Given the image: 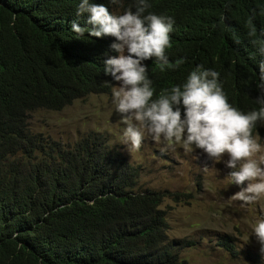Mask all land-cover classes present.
<instances>
[{
  "label": "trees",
  "instance_id": "1",
  "mask_svg": "<svg viewBox=\"0 0 264 264\" xmlns=\"http://www.w3.org/2000/svg\"><path fill=\"white\" fill-rule=\"evenodd\" d=\"M80 0H0V264H188L191 240L170 239L166 196L138 187L140 171L105 138L64 144L29 127L37 109L61 111L115 81L104 60L117 55L104 37L77 38L71 21ZM148 12L174 18L169 62L149 66L154 97L182 86L190 72L214 70L229 103L260 106L264 0H147ZM114 14L137 0H90ZM230 235L219 247L234 259ZM254 259V256L250 257Z\"/></svg>",
  "mask_w": 264,
  "mask_h": 264
},
{
  "label": "clouds",
  "instance_id": "2",
  "mask_svg": "<svg viewBox=\"0 0 264 264\" xmlns=\"http://www.w3.org/2000/svg\"><path fill=\"white\" fill-rule=\"evenodd\" d=\"M110 3L118 5L121 0ZM150 7L147 0H137L135 11L129 8L117 15L103 3L80 0L76 17L87 13L86 26L71 21L77 38L85 32L104 37L106 43L115 38L110 47L117 55L104 60V73L118 82L112 88L113 103L126 125L124 142L139 150L149 136L164 145L162 152L180 144L185 152L201 149L214 162L226 155L224 163L232 169L230 183L242 186L231 199L244 205L257 203L264 199V145L255 137L264 138V61L259 65L261 92L256 97L260 106L246 113L229 103L219 74L201 66L190 72L182 86L163 90L153 99L148 69L154 58L161 71L165 66L178 67L182 61L172 65L166 55L172 46L174 18L145 14ZM260 51L264 54V48ZM253 234L264 251V213L255 222Z\"/></svg>",
  "mask_w": 264,
  "mask_h": 264
},
{
  "label": "rangeland",
  "instance_id": "3",
  "mask_svg": "<svg viewBox=\"0 0 264 264\" xmlns=\"http://www.w3.org/2000/svg\"><path fill=\"white\" fill-rule=\"evenodd\" d=\"M29 127L66 145L97 134L138 167L140 189L180 194L178 199L166 196L161 208L167 211L169 238L194 242L180 249L188 264H264V251L253 234L255 222L264 213V199L247 205L231 199L242 186L230 183L232 169L224 163L226 155L214 162L201 149L185 152L180 144L162 152L164 145L149 136L139 150L132 149L124 142L126 125L113 103V90L75 100L62 111H32ZM255 137L264 145V138ZM226 235L240 253L237 259L217 245Z\"/></svg>",
  "mask_w": 264,
  "mask_h": 264
}]
</instances>
